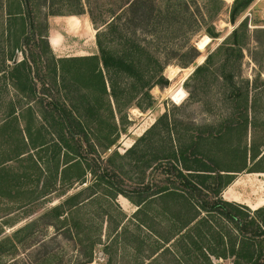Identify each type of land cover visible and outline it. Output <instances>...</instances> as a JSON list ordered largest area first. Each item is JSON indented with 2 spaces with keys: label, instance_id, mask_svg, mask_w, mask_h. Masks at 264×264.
<instances>
[{
  "label": "trees",
  "instance_id": "obj_1",
  "mask_svg": "<svg viewBox=\"0 0 264 264\" xmlns=\"http://www.w3.org/2000/svg\"><path fill=\"white\" fill-rule=\"evenodd\" d=\"M254 1L234 0L229 10L230 21L236 24ZM226 5L225 0H203L202 4L199 0H0V196L6 199L23 181H31L33 173L27 170L20 173L8 165L23 160H29L30 167L38 170L34 181L37 185L46 183L45 189L57 184L61 168V180L73 178L74 185L84 184L88 173L111 183L98 162L126 132L129 110L137 107L145 111L153 106L151 90L170 85L165 73L170 65L195 66L184 87L192 103H201L206 100L202 94L217 83L222 85L220 103L228 110L222 130L215 133L213 127L200 126L184 140L174 126L175 120L164 113L123 156L143 164L149 161V167L153 162L161 164L170 160L176 180L186 184L182 187L193 190L199 185H192L191 175L203 183L205 175L200 172L208 173L206 176L216 173L219 185L215 191L220 197L207 209L204 203L189 202L188 197L179 193L180 187L147 185L137 193L119 190L118 194L139 207L134 219L140 230L148 232L147 243L149 238L157 236L151 243L153 253L146 258L150 261L140 264H215L214 258L229 259L232 264H264V206L252 211L221 196L235 174L247 168L248 154L258 168H249L247 172H264V142L254 137L256 128L264 130V122L257 113L262 98L254 93L264 85L260 83L262 77L259 74L253 81L240 80L235 73L242 68L244 49L251 35L257 48L263 46L260 35L264 27L251 30L245 18L202 64H197L201 51L194 38L204 25L210 37H221L215 19ZM85 13L97 29L98 54L56 57L49 41L48 17ZM17 52H22L23 59L13 63ZM232 132L238 135L237 141ZM240 133L247 140L242 136L240 140ZM215 139L220 146L218 150L224 154L222 158L208 153L207 145ZM157 142L160 145H155ZM153 148L158 152L151 153ZM50 149L53 154L45 162L46 154H40ZM91 156L99 157L91 163ZM145 157L149 158L146 162ZM109 162L110 158L106 163ZM72 171L75 175L70 176ZM223 171L230 173L227 180ZM171 195L185 198L177 201L179 208L173 200V208L168 206L166 197ZM77 197L79 194L69 196L53 211L61 217L84 202V199L76 200ZM162 199L165 205H162V221L170 212L175 216L178 211L174 225L180 223L167 236L157 232L155 224L151 225L149 212L154 200ZM191 203L200 210H216L233 225L236 233H218L216 240L221 248L202 247L194 252L190 246L205 237L191 231L198 229L196 220L200 215L199 211L188 212ZM184 205L189 208H183ZM26 228L0 239V255L8 253L17 240L22 242ZM4 232L0 225V236ZM126 238L133 239V235ZM133 241L140 245L138 250L146 245L145 237L137 236ZM166 251L171 258H158ZM38 264H47L45 258Z\"/></svg>",
  "mask_w": 264,
  "mask_h": 264
},
{
  "label": "rangeland",
  "instance_id": "obj_2",
  "mask_svg": "<svg viewBox=\"0 0 264 264\" xmlns=\"http://www.w3.org/2000/svg\"><path fill=\"white\" fill-rule=\"evenodd\" d=\"M225 1L227 3L226 7L215 19V27L220 32L221 37L217 39L210 37L205 31L207 26L204 25L203 29L194 38L201 51L197 64H202L207 55L212 50H215L245 18L248 20L251 30L256 27H264V0H255L242 13L236 24L230 21L229 15L230 6L234 0ZM199 2L202 4L203 0H199ZM61 11L65 12V9H61ZM48 25L50 41L54 36L58 42L57 46L52 45L50 42L56 57L57 55L60 57H75L84 54H98L96 43L97 29L91 22L88 13L79 16L50 15L48 17ZM206 37L209 38L208 42L205 48H201V43ZM260 37L263 41V46L257 48V43L251 35L248 46L244 49L245 57L242 68L235 71L237 79L249 78L253 81L260 74L262 77L260 83L264 84V32L261 33ZM22 59L23 54L19 52L18 60ZM44 69L45 67L42 68V70ZM194 69L195 66L182 68L178 65H170L165 71L170 79V85L164 88L157 86L151 90V94L154 97L153 106L145 111L137 107L129 110L130 122L126 126V132L121 134L120 139L111 149L102 154V158L98 162L101 165V170L103 169L110 177L111 183L103 182L100 176L88 173L84 184L74 185L72 184L73 178L69 179L71 182L68 179L65 181L64 179L61 180V168L58 171L60 179L57 184H47L48 187L45 189L43 186L46 183L41 182L37 185V182L34 181L37 179L39 172L35 167H30L31 162L29 160H23L22 163L17 161L9 162L8 165L10 167L16 168L14 170H18L20 173L27 170L33 173V177L31 181H23L20 187H15L12 190V194L7 196L6 199L0 196V217H2L0 218V225L4 227L5 231L0 236V239L6 235H11L21 227L27 226L22 233V242L17 240L15 246L9 249L8 253L0 255V263L38 264L40 259L43 258H45V263L47 264H140L150 261L146 258L153 253V245L151 243L154 238H149L150 242L147 243L148 232L137 227V220L134 219V214L129 216L124 212L119 199L120 195L127 197L118 194L121 189L137 193L140 189L147 187V185L151 187L154 185L156 187H180L182 190L179 193L188 197L189 202L192 201V203L198 205L204 203L209 209L217 200V197H220L216 195L215 191L217 185H219L216 173H209L210 175L206 176L208 173L200 172L202 176L205 175L202 178L203 183L199 182L198 177L191 175L189 179L194 181L192 185H199L198 189L193 190L191 187H182V185L186 184L176 180L170 160L161 164L153 162L152 166L149 167L150 162L148 161L147 164L146 160L149 159L147 157H145L146 164H143V162H137L134 159L131 160L129 157L123 156L134 145L136 140L164 113H168L169 117L175 120L174 126H176L177 131L181 133L184 140L187 138L185 136L191 133L194 135L197 132V127L200 126L213 127L215 133L222 130L221 124L228 112L226 105L220 103V97L222 92H224L222 85L217 83L208 90V93L202 94V97L204 96L206 99L205 101L192 103L184 83L192 75ZM172 73L173 76H171ZM254 93L257 98H262V103L259 104L257 113L260 120L264 122V85L254 90ZM231 134L237 141L238 135H234V132ZM239 136L240 140L241 136L242 139L247 140L245 136L243 138L242 133ZM254 137L257 141L261 140L264 142V130L262 127L261 129L256 128ZM250 140L251 130L248 135V145ZM155 145H160V143L157 142ZM207 148L210 150L208 152L209 155L224 157L222 156L224 154L218 150L220 146L216 143V139L209 141ZM32 152L37 154L36 150ZM157 152L156 148L151 150V153L155 154ZM52 154L53 149H50L40 155H45L44 160L46 162V159H49ZM247 156V168L240 172L241 174L247 173L249 168H258L257 164L251 161L250 154ZM62 157L63 155H60L61 160H63ZM98 157L91 156V158H94H90L91 163ZM109 158L111 162L106 163ZM69 173H71L70 176L75 175L73 171ZM186 173L188 172L186 171ZM222 173L225 176V180L230 177L228 175L230 173L226 171ZM253 178V180L246 182L247 185H244L242 190L245 198L254 202L261 200L250 207L246 205L252 211L264 206L262 200L264 199V187L259 183L260 180L264 181V174L254 175ZM188 185H191V183ZM74 194H79L76 200L84 199V202L58 217L53 208L63 204L69 196ZM166 199L169 201L168 206L172 209L174 206L173 201L175 206L179 208L177 201H183L185 198L182 199L180 196L171 195L166 197ZM162 205L165 206L163 199L154 200L149 208L150 217L152 218L151 225L155 224L157 232L167 236L175 228H178L180 223L174 225V217L178 218V211L175 216L170 212L166 217H163L162 221ZM191 206L189 208L184 205L183 208L188 207V212L191 214L199 211L200 215L196 220V222L198 221V229L190 230L197 235L203 233L205 237L199 243L190 246L194 252L195 249H202V247L207 249L221 248L217 245L216 238L218 233L227 235L236 233L233 225L225 221L224 218L222 219L216 210H200L198 206L195 207L193 204ZM65 208L67 209L68 207L65 205ZM140 216H137V219ZM167 218L168 221H166ZM202 219L206 221L202 222ZM126 235H133V239H136L137 236L145 237L146 245L141 250H138L140 245L133 239L127 240ZM171 247H173L172 244ZM173 249L175 248L173 247ZM198 252L200 250L196 253ZM159 255L158 258L161 256L165 259L172 257L167 251ZM214 262L215 264H232L229 259L214 258Z\"/></svg>",
  "mask_w": 264,
  "mask_h": 264
},
{
  "label": "crops",
  "instance_id": "obj_3",
  "mask_svg": "<svg viewBox=\"0 0 264 264\" xmlns=\"http://www.w3.org/2000/svg\"><path fill=\"white\" fill-rule=\"evenodd\" d=\"M49 41H50V39H49ZM50 42L54 46H57V44H58L57 39L54 36L52 37V40ZM80 56H82V55H80ZM57 57H60V56L57 55ZM236 174H235V176H236ZM259 174L262 175V174H264V172H247L244 174L239 173L234 178L233 182L223 190L222 197L227 201L238 202L241 204H245L249 207L256 204L257 202H260L261 200L255 201V202L252 200H249V199L245 198L244 194L242 193V190L244 189V185H247L246 182L248 180H253L254 175H259ZM259 183H260V185H262V187H264V181L260 180ZM237 187H238V189H237ZM119 200H120L121 206L123 207L124 212L126 214H128L129 216L134 214L139 208L137 205H135L130 200H128L127 198H125L121 195H120ZM262 200L264 202V199H262ZM155 237H157V236L154 235V238ZM166 246H168V245L166 244ZM103 259L106 260L105 258H103Z\"/></svg>",
  "mask_w": 264,
  "mask_h": 264
},
{
  "label": "bare ground",
  "instance_id": "obj_4",
  "mask_svg": "<svg viewBox=\"0 0 264 264\" xmlns=\"http://www.w3.org/2000/svg\"><path fill=\"white\" fill-rule=\"evenodd\" d=\"M208 37H206L205 39H204V41H202V43H201V48H205V46H206V44H207V42H208ZM171 76H173V73L171 74Z\"/></svg>",
  "mask_w": 264,
  "mask_h": 264
},
{
  "label": "water",
  "instance_id": "obj_5",
  "mask_svg": "<svg viewBox=\"0 0 264 264\" xmlns=\"http://www.w3.org/2000/svg\"><path fill=\"white\" fill-rule=\"evenodd\" d=\"M19 52L16 53L13 63L18 62Z\"/></svg>",
  "mask_w": 264,
  "mask_h": 264
}]
</instances>
